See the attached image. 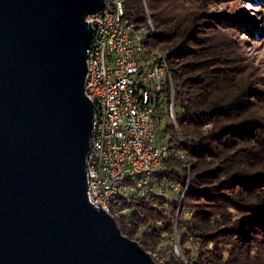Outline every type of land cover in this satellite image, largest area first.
<instances>
[{
    "label": "trees",
    "instance_id": "16d2710c",
    "mask_svg": "<svg viewBox=\"0 0 264 264\" xmlns=\"http://www.w3.org/2000/svg\"><path fill=\"white\" fill-rule=\"evenodd\" d=\"M146 1L149 11L144 0H124V17L138 26L151 17L146 56L168 52L181 135L169 129V101H157V132L170 145L160 176L182 187L176 197L121 195L111 212L157 264H264L261 84L244 65L240 40L216 23L220 15L198 0Z\"/></svg>",
    "mask_w": 264,
    "mask_h": 264
},
{
    "label": "water",
    "instance_id": "95a60500",
    "mask_svg": "<svg viewBox=\"0 0 264 264\" xmlns=\"http://www.w3.org/2000/svg\"><path fill=\"white\" fill-rule=\"evenodd\" d=\"M105 5L0 0V264H157L88 197L87 16Z\"/></svg>",
    "mask_w": 264,
    "mask_h": 264
},
{
    "label": "built area",
    "instance_id": "2783aa9c",
    "mask_svg": "<svg viewBox=\"0 0 264 264\" xmlns=\"http://www.w3.org/2000/svg\"><path fill=\"white\" fill-rule=\"evenodd\" d=\"M105 2L104 9L87 16L94 34L87 50L85 91L95 109L87 169L90 201L112 213L119 196L148 199L157 179L166 182L160 174L166 170L170 145L157 132V101L161 106L169 101V129L181 132L168 52L146 56L151 31L125 19L124 0Z\"/></svg>",
    "mask_w": 264,
    "mask_h": 264
},
{
    "label": "rangeland",
    "instance_id": "374dc122",
    "mask_svg": "<svg viewBox=\"0 0 264 264\" xmlns=\"http://www.w3.org/2000/svg\"><path fill=\"white\" fill-rule=\"evenodd\" d=\"M144 2L145 8L149 11L148 1L144 0ZM198 4L201 5V9L214 14L212 15L214 19L215 15H220L219 22L213 21L219 24L220 28H227L234 37L240 40L239 50L241 55L246 58L244 65L250 66L251 74L257 77L261 84L260 97L256 100L264 106V0H198ZM145 27H147V31H155L151 17L149 26ZM159 51L166 50H156L155 53ZM166 138L165 136L164 139ZM187 180H189V175ZM175 184V189H172L167 186V182H164L163 185L158 183L155 190L157 193L176 197L182 186ZM186 186L187 183L184 187ZM176 239L175 251L177 254H181L178 245L180 237L177 234Z\"/></svg>",
    "mask_w": 264,
    "mask_h": 264
}]
</instances>
